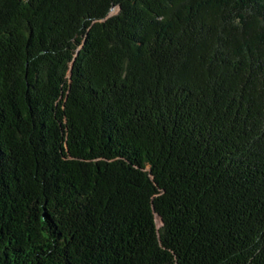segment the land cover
<instances>
[{
    "label": "trees",
    "instance_id": "trees-1",
    "mask_svg": "<svg viewBox=\"0 0 264 264\" xmlns=\"http://www.w3.org/2000/svg\"><path fill=\"white\" fill-rule=\"evenodd\" d=\"M0 264H264V0H0Z\"/></svg>",
    "mask_w": 264,
    "mask_h": 264
},
{
    "label": "rangeland",
    "instance_id": "rangeland-1",
    "mask_svg": "<svg viewBox=\"0 0 264 264\" xmlns=\"http://www.w3.org/2000/svg\"><path fill=\"white\" fill-rule=\"evenodd\" d=\"M114 12H116V9H113V10L111 11V13H114ZM158 225H160V223H158Z\"/></svg>",
    "mask_w": 264,
    "mask_h": 264
}]
</instances>
